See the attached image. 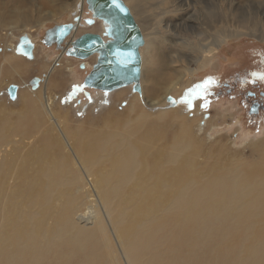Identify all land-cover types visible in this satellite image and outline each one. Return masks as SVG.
Instances as JSON below:
<instances>
[{
    "label": "bare ground",
    "instance_id": "bare-ground-1",
    "mask_svg": "<svg viewBox=\"0 0 264 264\" xmlns=\"http://www.w3.org/2000/svg\"><path fill=\"white\" fill-rule=\"evenodd\" d=\"M29 1L23 0V9L10 12L13 14L12 20L9 19L12 26L6 27L4 17L9 12L3 10L0 1V28L30 32L42 24L40 19L58 18L60 0H54L58 12L50 11L48 16L40 17L41 13L35 10L39 19L32 18L26 11L25 5L31 3ZM67 1L73 4L71 13L74 10L84 11L86 0ZM123 1L134 18L136 16L140 30H143L145 45L140 49L143 60L140 82L113 94L115 103L128 98L126 103H129L134 116L122 126L121 117L118 118L110 108L108 116L116 122L112 123V137L105 138L103 129L72 131L69 119L59 113L58 109L63 110L59 106V98L63 94L56 91L64 83L57 73L62 68L59 65L61 58H57L50 68H39L38 79L27 81L24 76L33 62L14 58V61L9 59L5 66L1 78L3 82L7 80L6 85L17 81L26 84L18 91V103L25 108V112L16 120L8 116L0 120V142L8 139L11 142V138L17 135L34 140L28 142L29 146L16 142L12 152L24 156H14L0 165V199L10 202L0 227V264H45L43 261L51 254L54 255L51 264H66L68 259L78 260L79 264H107L106 254L113 253V245L101 210L90 197L88 202L86 195L90 192L86 188L85 176L87 179L91 177L89 181L97 191V198L117 228V239L122 241L123 236L128 237L124 254L130 264H220L217 258L225 257L235 248L227 244L222 247L220 242L235 240V234H242L238 239L243 240L236 264H264V225L256 221L258 217L264 218V162H239L230 175H222L225 170L219 168L216 174L197 181L195 175L203 177V174L197 168L193 155L199 153L202 147L194 138L193 124L186 121L189 116L182 113L184 105H191L194 99L187 92L183 94L187 87L179 86L178 79L170 80L172 74L181 71L193 75L194 71L188 70L185 61L190 56L211 54L228 38L243 36L250 28V34L264 42V29L254 33L255 24H249L248 29L238 26L230 30L225 27L227 18L229 16L232 21L235 15L222 14L221 6H218L220 12L216 9L206 17L207 41L198 42L200 38L195 37V44H199L196 50H191L188 44L192 41L183 39L179 49L173 54L172 49L163 56L161 48L158 46V51L155 45L169 42L165 36H172L171 32L179 23L176 19L182 16L185 9L177 6L174 0H150L160 12L154 14V18L162 19L159 18L158 24L142 25L144 22L138 18L137 0ZM32 3V9H41L42 5ZM166 17L170 26L164 25ZM258 17L257 22L261 24L262 19ZM104 25L111 30V25L106 22ZM150 28L153 31L147 34ZM79 33V28L72 33L67 40L69 45L78 39ZM211 38L217 40L211 43ZM34 41L38 47V42ZM4 56L7 57V54L4 53ZM96 59L91 64L95 65L98 57ZM169 81L171 85L166 88ZM36 84L39 88L45 85V92H34L32 86ZM161 92L162 100H158ZM108 95L105 93L103 96ZM169 95L173 99L166 103ZM145 98L157 109L149 111ZM169 103L174 107H170ZM176 119L181 125L173 141L177 153L166 154V161L160 160L161 150L167 148V143L159 146V142L168 138L169 125ZM52 148L54 151H51ZM107 148L111 150L105 155L98 151ZM64 151L70 156H65ZM81 151L86 153L80 155ZM61 166L76 169L79 178L74 184L69 182L73 172H64L60 170ZM5 171L11 172V178L16 179L8 193L1 181ZM216 175L221 176L215 178ZM190 184L205 185L192 188ZM78 185L80 192L84 193L82 200L80 195H74L73 187ZM167 202L172 203L171 210L163 211L161 207ZM85 203H88L86 209L85 205L82 206ZM81 206L85 209L83 214H80L84 210ZM93 220L95 222L88 223ZM164 245L170 249L166 250ZM170 251L174 260L170 254H160ZM24 252L30 254L25 255ZM115 264H119L116 259Z\"/></svg>",
    "mask_w": 264,
    "mask_h": 264
},
{
    "label": "rangeland",
    "instance_id": "rangeland-1",
    "mask_svg": "<svg viewBox=\"0 0 264 264\" xmlns=\"http://www.w3.org/2000/svg\"><path fill=\"white\" fill-rule=\"evenodd\" d=\"M0 1L3 10L9 12L8 14L5 15L7 18L4 17L5 20L4 27L9 25L12 26L9 19L11 18L12 20L13 14L10 12L12 10L16 12L21 8L23 9L24 8L23 0H0ZM29 2L31 3L34 2V5H42L41 9H32L33 3L32 4L27 3L25 5V7L27 8L26 11L30 13V16L32 18H38L35 10L38 13H41L40 17L48 16V14H50L49 13L50 11L58 12L56 10L54 0L51 1L30 0ZM59 2H61V10L56 14L58 15V18L54 20L40 19L42 24L40 26H35L34 29H32L30 32L23 31L18 28L12 30L11 28H5V29L0 28V40H1L0 41V120L2 121L6 116H8L12 120H16L20 114L25 112L24 110L25 108L21 105L20 102H19L20 104L18 103V93H19L18 91L26 84L24 82L17 81V82H11L9 85H6L7 80H4L3 82L1 78V75L5 71V66L8 65V60L10 59L11 61H14V58H21V60L23 61L33 62V66L24 76L25 77L24 79L27 81L29 79L30 80L36 78L38 79V77H40L39 68L43 66L50 68V66L57 60V58H61L60 60L62 61L59 63V65L62 68L57 73H58V77L64 83L61 89L60 90L58 89L56 91L57 93L63 94L59 98V102H60L59 106L63 108V110L61 111L58 109L59 113L69 119V125L72 131H76L78 129H86L87 131H91L94 129L95 130L103 129L102 134L105 138L112 137L113 133L111 132L112 130H114L113 128L114 124L112 123H116V122L110 120L108 116V113L111 111V110L109 111L110 108L112 109V111L114 110L118 118L121 117L120 122L122 126L127 125L128 120L134 116V113H131L130 111L129 103H126V101H128V98L121 99L120 101L115 103L114 102L115 98L113 97V94L116 92V90L123 91L125 89H130L135 84L124 86L122 88L116 89L115 91L113 90L111 92L110 91L106 92L96 88H90L84 85V80L87 77V75L91 74L94 71V69L98 66L99 55H94L93 57L88 58L86 60H80L78 58L69 56L67 54L65 55V53L62 54L63 51L62 52L57 51L55 46L46 47L42 44V40L47 30H49L50 28H52L57 24H62V23L65 24L72 22L74 17L80 16V13H78V11L76 12V10H74L73 13H71L73 9L72 3H68L67 0H60ZM136 2L137 5L139 6L138 12L140 13V15H138V18L142 19V21L144 22V24L142 25L159 23L157 21H159V18L160 19L162 18L161 17H156L157 19L154 18L156 16L154 14L158 13V9L155 7L153 2H151L150 0H137ZM174 2L177 4V6L183 7L185 11L181 13L182 16L179 19H176L177 21L179 20V23L173 29L174 31L171 32L172 36L165 34L167 36V37L165 36V38L169 42L164 41L155 45L156 49H158L157 48L158 46L159 48H161L160 49L161 51L159 49L158 51H160L163 56L167 54L166 52H169L172 49H173V51L171 52L172 54L177 48L179 49V47L183 45L181 44V41L183 39H186L187 41L189 38L192 41L191 44H188V48L191 50H196L199 44V43L197 45L195 44L196 43L195 37L200 38L199 40H197L198 42L207 41L208 32L205 30L206 17H209V14L212 11H216V9L219 12L221 9L222 14L227 12L228 15L230 13L235 15L233 16L234 18L232 21H230L229 16L227 18V26L225 27L230 28V30H232V27L234 28L238 26L245 27L246 29H248L250 28L248 27L249 24L250 25L255 24V27L253 28L254 33L256 31L261 32V30L264 29L263 28L264 0H215V1L214 0H174ZM86 5L84 8L83 15L81 14L82 21L79 26V30L81 33L78 34L77 38H79L81 35L85 33H93L94 30L92 29H96L97 32L95 33L97 34L99 33L106 40H110V37L107 36L108 28H105L104 22L100 19L95 18L93 11L90 9L87 2ZM169 5L172 6V4ZM218 6L219 7L221 6V8L218 9ZM31 9L33 10V12H31L32 11ZM229 10L233 12H230ZM158 14H160V12ZM262 15L263 17H258ZM257 17L262 19V21H260L261 24L257 22L259 21ZM166 19H168V17L165 18L164 25L170 26L169 21ZM92 20L93 22H91ZM217 29H220V27ZM250 30L252 29L250 28ZM250 30L249 32H247V34H244L243 36L241 35V36L228 38V40L224 41V43L221 44V46H219L217 50L215 49L216 48L215 47L214 48L215 52L211 54L205 56L197 55L196 57L190 56L189 59L185 61L188 70L194 71L193 75L191 76L187 71H181L178 74L176 73L172 74V79H170L171 81L178 79V85L180 84L181 87H185V86L187 87L185 89V92H183V94L187 92L194 99L191 105H184V112L182 113L184 115L189 116V118L186 121L188 124H193L194 138L196 139L198 144L202 147L199 153L193 155L194 159L196 160V165L198 166L197 168H199L203 174V177L195 175L196 180L199 182L202 181V179H206L209 175L213 173L216 174L219 168L225 170L222 175L224 174L230 175L231 174L230 172L235 167V164L239 162L240 163L254 162L255 164L259 162H264V118L258 121H251L248 118L245 109L242 108V104L239 97L236 95L233 96L226 95L222 98L215 100H211L208 96V92L211 89L215 88L217 82L225 81L226 79H229L233 74L239 71H244L253 68L255 63L256 62L258 63L259 59L264 56V42H262L260 38L250 34L252 32ZM152 31L153 29L150 28L146 33L148 34L151 33ZM27 33L29 34V36L31 35V38L35 39L39 44L36 49L37 51H36L35 61L28 60L25 56L19 57L16 54H14V47L18 43L17 40H19V37ZM212 34H216L215 31H212ZM16 38L18 39L16 40ZM216 40L217 39L215 38H211L210 42L213 43ZM71 44L72 42L70 43V45ZM68 48H70V46ZM4 53L7 54V57L4 56ZM163 56L162 59H165ZM3 57L5 59H3ZM96 57H98L97 63H95V65L91 64V62H93L92 60H94V58L96 59ZM82 64L86 65L85 69H83ZM88 65H90V67ZM57 67L60 68L59 66ZM179 76L180 78H178ZM171 81L166 83L165 85L166 88H168L171 85ZM205 85H207L208 87H204ZM32 87H33L32 90H34V92L41 91L44 93L46 90L45 85H43V88H39L38 84ZM86 91L91 93L90 96H86L85 93ZM162 92L160 96L157 98L158 100H162V96H163ZM105 93L106 95L107 94L109 95L103 96ZM172 99H173L172 95L167 96L166 103H168ZM122 101H124L123 104ZM144 102L149 111H153L154 109H157V107H154L149 102H147L146 98L144 99ZM54 103L57 102L54 100ZM169 106L174 107V105L170 103ZM176 120L172 121L173 124L171 123L169 125L168 138L165 141L161 140L159 142V146H162L163 144L167 143V148H163L161 150V153L159 155L160 160L166 161V157H164L166 154L177 153V148L174 146L173 141L175 136L181 130L180 127L181 125L180 122ZM175 121L178 123H176ZM1 128L2 127L0 126V129ZM107 133H109L108 136H106ZM11 140L13 141V143L12 141L10 142V139L7 140L8 142L7 141L0 142V165L2 162L10 161L14 156L15 158L19 156H24L23 154L15 155V153L12 152L16 142L17 143L21 142L23 143V145L29 146L28 142L30 143L34 139L31 137L29 138V137H23L22 135H17L12 137ZM110 150L111 148H107V149H99L98 151H100L102 155H105L106 153L110 152ZM51 151H54V148H52ZM85 153H86L85 151H81L79 154L83 155ZM63 154L67 157L70 156V153H68L67 151H64ZM46 160L47 159H45V161ZM60 170L64 172L66 170H70L71 172H73V177L69 180V182L72 184H74L79 178L76 169L73 167H68L66 169L65 167L61 166ZM45 171L47 172V169H45ZM220 176L216 175L214 177L218 178ZM84 178L85 181L87 182L86 188L90 192V194L86 195L88 202L90 197V200H93L94 203L101 210V213L105 219L108 228L107 234L110 236L113 245V253L107 252L106 254L107 264H115V259L118 261L119 264H130L124 254V245L128 242L129 240L128 237L123 236L122 241H119L117 239V234H118L117 228L114 227L111 219L107 217L106 215L107 213L103 205L100 203L99 199L97 198V193H96L97 191L90 184L89 181L91 177L87 179V177L85 176ZM1 181H2V185L5 188L6 193H8L16 183V179L11 178V172L9 171H5L3 173L1 177ZM205 184L203 185L190 184V187L194 188L198 186H204ZM73 191L76 193L74 194L73 192V194L80 195L82 200L84 193L80 192L81 190H79V185L73 187ZM9 205H10L9 201L0 199V227ZM87 205L86 203L82 204V206H84L85 209L88 207ZM82 206L81 209H84V207ZM171 207H172V203L167 202L164 203L161 208H163V211H168L169 209L171 210ZM85 209L81 210L80 214H83V212L85 213ZM256 221H258V223H261V225H264V218L258 217L256 218ZM93 222H95V220L91 222L88 221V223H93ZM164 224H165V220H164ZM229 225L231 224L229 223ZM234 236H235V240L233 241L220 242V245L222 247L225 246V244L235 247L233 249V252H230L229 254L226 253L225 257L217 258L220 264L237 263L238 255L240 254L239 248L243 240L238 239V237L242 236V234H235ZM163 247H166V250L170 249L168 245H164ZM171 251L169 253H160V254L163 255L170 254L172 256V259L174 260L175 257L171 253ZM24 254L29 255L30 253L24 252ZM53 256L54 255L51 254L45 261H43V263L46 262L45 264H51L53 262L52 261L54 258ZM65 263L79 264V261L68 259Z\"/></svg>",
    "mask_w": 264,
    "mask_h": 264
},
{
    "label": "water",
    "instance_id": "water-1",
    "mask_svg": "<svg viewBox=\"0 0 264 264\" xmlns=\"http://www.w3.org/2000/svg\"><path fill=\"white\" fill-rule=\"evenodd\" d=\"M86 2L95 18L111 25V30L108 29L110 40L97 33H86L69 45L67 40L74 31L78 30L82 21L84 11H80L78 12L80 16L74 17L72 22L57 24L47 30L42 44L46 47L55 46L60 52L69 45L70 48L66 50L65 55L80 60L99 55L98 66L87 78L86 86L90 88L111 92L139 83L143 64L140 49L145 45V39L131 10L123 0H86ZM36 48L34 39L25 34L19 39L15 53L33 60ZM82 67L85 69L84 64ZM86 96H90L89 92Z\"/></svg>",
    "mask_w": 264,
    "mask_h": 264
},
{
    "label": "flooded vegetation",
    "instance_id": "flooded-vegetation-1",
    "mask_svg": "<svg viewBox=\"0 0 264 264\" xmlns=\"http://www.w3.org/2000/svg\"><path fill=\"white\" fill-rule=\"evenodd\" d=\"M89 75L85 78L84 85H86ZM89 94L91 93L89 92ZM226 95L239 97L242 108L245 109L251 121L264 118V56L259 59L258 63H255L253 68L239 71L229 79L217 82L215 88L208 92L211 100Z\"/></svg>",
    "mask_w": 264,
    "mask_h": 264
},
{
    "label": "snow or ice",
    "instance_id": "snow-or-ice-1",
    "mask_svg": "<svg viewBox=\"0 0 264 264\" xmlns=\"http://www.w3.org/2000/svg\"><path fill=\"white\" fill-rule=\"evenodd\" d=\"M204 87H208L207 85H205Z\"/></svg>",
    "mask_w": 264,
    "mask_h": 264
}]
</instances>
